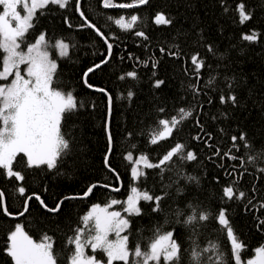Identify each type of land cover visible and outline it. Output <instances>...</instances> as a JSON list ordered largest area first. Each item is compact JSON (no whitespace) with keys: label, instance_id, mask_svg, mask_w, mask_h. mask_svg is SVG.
Instances as JSON below:
<instances>
[{"label":"trees","instance_id":"1","mask_svg":"<svg viewBox=\"0 0 264 264\" xmlns=\"http://www.w3.org/2000/svg\"><path fill=\"white\" fill-rule=\"evenodd\" d=\"M80 3L85 17L113 45L112 55L108 57L107 45L95 30L81 27L83 20L75 11V0H69L64 9L49 5L38 10L26 42H34L43 32L50 45L56 40L69 45L67 57L58 56L56 49L49 47L58 65L54 86L65 93L71 91L83 107H78L64 122L63 131L71 148L55 169L46 166L27 169L18 165L17 169L25 174L23 181L0 175V190L5 192L6 205L14 215V218L5 216L0 208V264H12L5 248L8 231L16 223L22 224L36 242L45 234L51 236L56 252L60 253V264H66L72 247L67 243L68 237L80 226V218L89 207L104 205L113 198L123 201L130 193L131 162L124 157L129 152L134 159L143 154L152 163H159L175 143L186 145V151H194L197 159L186 161L174 157L159 169H143L145 176L135 185L155 195H164V201L159 212L151 211L152 202H140L142 214L131 217L132 226L127 232L130 243L147 244L157 228H161L172 231L189 251L193 247L210 248L216 243L224 251L226 264H234L230 241L216 220L201 222L204 226L195 231L180 223L186 217H178L177 211L188 212L190 206L199 204L213 215L223 208L234 234L244 245L242 259L252 257L257 247L264 246V208L260 207L264 203V171H261L264 149L259 147L264 145V0H150L146 5L130 9H105L102 0H80ZM240 3L252 13L244 24L239 23V14L235 12ZM225 4L228 11L224 10ZM157 12L170 17L173 23L156 25ZM130 15L139 17L130 30H123L109 20L119 16L128 19ZM137 31H143L148 39L136 36ZM253 31L257 33L255 41L242 39ZM209 46L212 52L208 51ZM177 51L178 56L168 54ZM195 54H199L205 65L199 74L191 62ZM106 58L108 62L101 64ZM96 64L101 67L89 73L87 81L112 96L111 116L107 97L84 83V73ZM130 71L136 72L135 79L125 75ZM157 79L164 81L159 88L154 87ZM229 84L233 86L231 90ZM190 85L196 86L198 95ZM229 91L239 98L238 105L220 103L219 95ZM129 92L133 93L131 98ZM181 107L191 110L193 116L182 122L172 136L151 144V134L161 130L158 121L170 120ZM106 126L113 135L109 160L119 180L104 165V156L108 154ZM205 132L213 136L207 144ZM242 133L256 147H244L245 142L239 139L233 147L231 137ZM196 135L201 139H193ZM217 149L220 155L216 154ZM229 151L237 159L223 155ZM105 184L120 191L112 192L111 188L103 187ZM20 185L26 189L25 196L15 190ZM92 185H96L93 192L84 197L83 193ZM228 185L244 191L245 198L223 197L222 189ZM33 193L50 208L63 201L61 211L50 213L33 197L29 211L19 216L23 201ZM115 207L120 209L119 205ZM96 255L105 259L102 252ZM208 255L215 260L211 252ZM212 260L207 264H212ZM183 264H190L187 253Z\"/></svg>","mask_w":264,"mask_h":264},{"label":"snow or ice","instance_id":"2","mask_svg":"<svg viewBox=\"0 0 264 264\" xmlns=\"http://www.w3.org/2000/svg\"><path fill=\"white\" fill-rule=\"evenodd\" d=\"M149 2L150 0H132L131 3H114L113 0H102V6L105 9H130L146 5ZM49 5L64 9L69 5V0H0V175L7 179L14 178L15 181L25 180L24 172L17 169L18 165L27 169L46 166L47 169L52 170L57 167L71 148L70 140L66 138L63 131L64 122L68 116L77 111L78 107H83L82 104H78L71 91L65 93L54 86V76L58 65L56 60L50 58L48 49L54 47L58 50L60 57H67L69 45L62 40H56L54 44L50 45L43 32L34 39V42H26L28 33L34 27L38 10L46 9ZM224 10H229L226 4ZM75 11L80 13L83 20L81 27L95 30L107 45L108 57H111L113 45L108 43L104 33L85 17L81 11L80 0H75ZM235 12L239 14L240 24L251 19L252 13L246 9L244 3L238 4ZM138 19L137 15H130L128 19L124 16L109 17V20H112L123 30L132 29ZM154 23L170 25L173 21L164 13L157 12ZM135 35L148 39L143 31H137ZM242 39L253 42L257 39V33L253 31L251 34H244ZM160 51L165 52V49L161 48ZM208 51H213L211 46ZM168 54L178 56L180 53L177 51ZM107 62L106 58L101 61V64ZM191 62L195 66L197 74L205 66L204 61L199 58V54L192 55ZM101 64L94 65L84 73V83L87 87L94 88L93 85L88 84L87 77L89 73L100 68ZM152 67H156L155 62ZM125 75L133 79L137 76L135 71L127 72ZM120 78L124 79V76ZM163 84V80L157 79L154 82V87L159 88ZM190 87L195 94H199L195 85H190ZM228 87L231 90L233 86L229 84ZM94 90L107 97L108 115L111 116L112 96L104 88H94ZM132 95V92L128 93L129 98ZM219 101L221 104L230 102L234 106L239 104V98L231 91L221 93ZM160 111L164 110L160 109ZM192 116L191 110L181 107L178 110V115H173L170 120L160 119L158 124L161 126V130L151 134L150 143L155 145L172 136L174 130ZM215 118L213 117V119ZM196 123L200 126V131L203 132L204 128L200 125V121L197 120ZM105 130L108 154L104 156V165L119 180L120 176L112 168L109 160V154L113 151V135L108 131L107 126ZM204 134L207 137L204 143L207 144L208 140L213 139V136L210 132ZM193 139L200 140L201 136L196 135ZM237 139L245 142L244 147L250 145L256 147L255 142H250L243 133L239 137L235 135L231 137L233 147H236ZM259 147L264 149V145ZM215 152L220 155L218 149ZM223 155L230 159H237L236 156L230 155V151L224 152ZM262 155H264V151H262ZM174 157L186 161L197 159L196 153L191 150L186 151V145L183 143H175L159 159V163L155 164L146 155L142 154L134 159L133 154L129 152L124 159L131 162L133 186L130 188V194L123 201L113 198L103 206L93 204L88 212L80 218V226L73 230L71 237H68L67 243L72 247L66 257V264H116V262L119 264H183L185 253L188 254L190 264H207V261L212 260V255H208L210 252L215 256L212 264H226L224 251L218 244L212 243L210 248L199 250L197 247H193L189 251L175 238L172 231H162L161 228H157L147 244L136 243L133 246L130 243L127 232L132 226L131 217L142 214L140 202H152L151 211L159 212L164 201V195H155L150 191L143 190L136 186L135 182L145 176L143 169H159L162 165L172 161ZM188 179L196 180L197 178L188 177ZM95 187L96 185L90 186L83 196H89ZM103 187L111 188L112 192L120 191V188L106 184ZM15 190L20 196L26 194V189L22 185L16 187ZM222 193L227 200H239L245 198L246 195L244 191H237L232 185L223 187ZM165 195L170 194L165 193ZM33 197L46 211L50 213L61 211L63 201L57 203L54 208H50L39 195L33 193L23 201V211L18 213L19 216H23L29 211V201ZM72 198L75 197H65V199ZM116 205L120 206L119 210L114 209ZM260 207L264 208V203ZM0 208L3 209L5 216L14 218L6 205V194L3 190H0ZM122 213L127 215H122ZM176 214L178 217H186L181 219L180 223L190 227L193 231L197 227L204 226L201 222H207L210 219L216 220L220 225V230L226 232V238L230 241L231 259L234 264H242L244 245L234 234L233 226L223 208L213 215L196 204L190 206L188 212L178 210ZM111 235H114L115 239H111ZM86 249H91L92 254H87ZM5 251L11 258L12 264H60V253L56 252L52 237L45 234L39 242H36L20 223H16L14 228L8 231ZM98 252H102L105 259H99L96 255ZM254 252V257L248 259L244 264H264V246L257 247Z\"/></svg>","mask_w":264,"mask_h":264},{"label":"rangeland","instance_id":"3","mask_svg":"<svg viewBox=\"0 0 264 264\" xmlns=\"http://www.w3.org/2000/svg\"><path fill=\"white\" fill-rule=\"evenodd\" d=\"M21 10H22V9H21ZM48 51H49V54H50V58L53 59V58L51 57V51H50L49 49H48ZM56 53H57V55L59 56V53H58V50H57V49H56ZM138 157H139V156H138ZM138 157H136V158H138ZM141 167H142V165H141ZM129 194H130V193H129ZM129 194H128V195H129ZM128 195H127V196H128ZM127 196H126V197H127ZM125 199H126V198H125ZM125 199H124V200H125ZM100 205H101V204H100ZM101 206H103V205H101ZM90 208H91V206L89 207V209H90ZM89 209H88V210H89ZM114 209H115V210H119V208H118V207H115V206H114ZM88 210L86 211V213L88 212ZM86 213H85V214H86ZM122 215H123V214H122ZM110 238H111V239H115V236H114V235H111ZM86 250H87V249H86ZM86 250H85V251H86ZM86 253L91 255V254H92L91 249H89L88 252L86 251ZM254 255H255V252H254ZM254 255H253L252 257H250V258H253ZM250 258L242 259V264H244V262H246V261H247L248 259H250Z\"/></svg>","mask_w":264,"mask_h":264}]
</instances>
